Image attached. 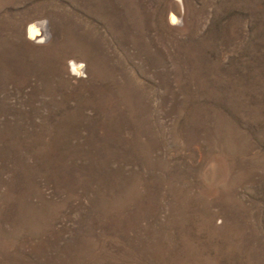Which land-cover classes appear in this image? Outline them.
<instances>
[{"label": "rangeland", "instance_id": "374dc122", "mask_svg": "<svg viewBox=\"0 0 264 264\" xmlns=\"http://www.w3.org/2000/svg\"><path fill=\"white\" fill-rule=\"evenodd\" d=\"M0 264H264V0H0Z\"/></svg>", "mask_w": 264, "mask_h": 264}, {"label": "bare ground", "instance_id": "6f19581e", "mask_svg": "<svg viewBox=\"0 0 264 264\" xmlns=\"http://www.w3.org/2000/svg\"><path fill=\"white\" fill-rule=\"evenodd\" d=\"M39 29L41 30V28H38L37 27V24H34V23H31L29 25V34H30V37L32 38H39V36L42 35V33L39 31ZM74 69L77 71V72H80L82 71V67H79V66H75Z\"/></svg>", "mask_w": 264, "mask_h": 264}]
</instances>
